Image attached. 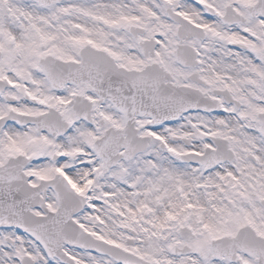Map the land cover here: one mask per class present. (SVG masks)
<instances>
[{
    "label": "snow or ice",
    "instance_id": "obj_1",
    "mask_svg": "<svg viewBox=\"0 0 264 264\" xmlns=\"http://www.w3.org/2000/svg\"><path fill=\"white\" fill-rule=\"evenodd\" d=\"M0 264H264V0H0Z\"/></svg>",
    "mask_w": 264,
    "mask_h": 264
}]
</instances>
